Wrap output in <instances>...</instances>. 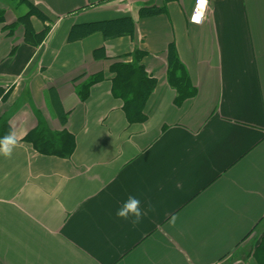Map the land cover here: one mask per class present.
<instances>
[{"label":"crops","instance_id":"0c3cea01","mask_svg":"<svg viewBox=\"0 0 264 264\" xmlns=\"http://www.w3.org/2000/svg\"><path fill=\"white\" fill-rule=\"evenodd\" d=\"M25 1L47 33L27 43L23 15L3 11L0 124L17 144L0 154V264H264V0H207L200 24L195 0ZM149 8L161 12L140 18ZM121 19L132 36L69 39ZM171 44L195 89L178 106ZM136 54L155 86L145 121L130 123L109 68ZM42 125L73 136L70 157L23 141ZM129 196L141 201L135 224L115 215Z\"/></svg>","mask_w":264,"mask_h":264},{"label":"trees","instance_id":"16d2710c","mask_svg":"<svg viewBox=\"0 0 264 264\" xmlns=\"http://www.w3.org/2000/svg\"><path fill=\"white\" fill-rule=\"evenodd\" d=\"M26 2V1H25ZM28 12L18 18L17 22L23 28V40L27 43L38 45L45 37L47 29L41 33H35L30 24V17L34 16L41 21H45L43 15L26 2ZM161 10L155 8L141 9L140 18L155 16ZM3 12L0 13V23H3ZM134 25L131 19H121L103 23H94L84 26H77L70 32L69 39L83 38L90 34L100 32L105 38H115L119 36H132ZM98 51H95L96 56ZM136 62L114 63L109 71L113 75L111 79V93L114 98L122 101V109L127 121L130 123H141L145 121L143 113L144 105L154 89L155 81L148 78L141 65L138 64V54L135 56ZM167 80L171 88L176 92L174 100L175 105H180L187 99L194 97L195 89L191 86L186 71L178 60L173 44L169 45L167 50ZM103 76L97 74L92 76L89 81L82 85L78 92L81 101L87 98L89 88L100 82ZM6 91L0 87V101L7 99ZM59 123L64 127L67 121V115H58ZM0 136L10 133L9 126L3 123L0 126ZM24 142L31 145L33 150L43 156H56L68 158L74 150V138L64 128L60 132L51 131L46 126H40L30 131L23 139ZM261 247V246H259ZM258 252V248L255 253ZM264 253V247H263Z\"/></svg>","mask_w":264,"mask_h":264},{"label":"clouds","instance_id":"9594fccd","mask_svg":"<svg viewBox=\"0 0 264 264\" xmlns=\"http://www.w3.org/2000/svg\"><path fill=\"white\" fill-rule=\"evenodd\" d=\"M17 144L15 133L0 136V154L5 157L11 156ZM141 201L136 196H129L127 200L116 210L115 215L119 219L129 220L138 223L142 217Z\"/></svg>","mask_w":264,"mask_h":264},{"label":"rangeland","instance_id":"374dc122","mask_svg":"<svg viewBox=\"0 0 264 264\" xmlns=\"http://www.w3.org/2000/svg\"><path fill=\"white\" fill-rule=\"evenodd\" d=\"M4 10L6 11L7 19L11 20L12 16L19 17L27 13L28 7L25 0H0V13Z\"/></svg>","mask_w":264,"mask_h":264},{"label":"built area","instance_id":"2783aa9c","mask_svg":"<svg viewBox=\"0 0 264 264\" xmlns=\"http://www.w3.org/2000/svg\"><path fill=\"white\" fill-rule=\"evenodd\" d=\"M206 7V0H195V5L190 17V22L194 24H200L204 19Z\"/></svg>","mask_w":264,"mask_h":264}]
</instances>
